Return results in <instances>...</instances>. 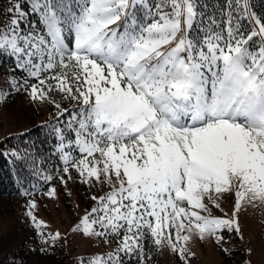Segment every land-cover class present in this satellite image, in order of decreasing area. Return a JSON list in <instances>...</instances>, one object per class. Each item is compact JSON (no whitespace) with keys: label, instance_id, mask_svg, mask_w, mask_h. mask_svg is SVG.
I'll return each instance as SVG.
<instances>
[{"label":"snow or ice","instance_id":"6c2138e0","mask_svg":"<svg viewBox=\"0 0 264 264\" xmlns=\"http://www.w3.org/2000/svg\"><path fill=\"white\" fill-rule=\"evenodd\" d=\"M29 5L28 12L19 2L9 8L0 55L27 73L19 87L38 81L27 85L34 101L59 92L76 102L74 112L55 105L74 134L65 145V128L52 126L64 172L75 167L84 183L111 186L92 197L96 207L73 229L117 244L87 264H123L121 254L144 264L146 237L187 264L193 233L217 243L221 230L239 233L243 204L264 202V17L250 0ZM233 192L231 218L200 214L208 212L205 199ZM35 207L30 202L26 214L42 242L58 240L59 233L45 238Z\"/></svg>","mask_w":264,"mask_h":264},{"label":"rangeland","instance_id":"374dc122","mask_svg":"<svg viewBox=\"0 0 264 264\" xmlns=\"http://www.w3.org/2000/svg\"><path fill=\"white\" fill-rule=\"evenodd\" d=\"M17 2L19 1L0 0V30L9 25L12 18L9 8ZM5 75L0 68V86L3 82H8L4 80ZM48 95L49 100L34 101L29 90L18 95V99L12 104L1 105L0 139L10 133L29 129L57 113L59 109L56 104L62 109L70 103L59 92H51ZM2 98L7 99L5 93L0 95V100ZM53 190L55 194L50 196L49 193ZM110 190V185L95 181L84 183L78 172H67L60 174L57 182L50 187L45 196L38 195L27 201L21 198L1 200L0 255L20 247L27 240L32 229H36L26 214L30 202H34L36 207L32 209L33 214L38 221L46 225L42 230L50 236L60 234L57 240L60 247L58 258L64 261L63 264H81V261L87 264L90 257L106 256L117 247L115 239L111 243H105L104 238L85 235L82 230L73 231V229L93 207H96V201L92 197L102 196ZM205 204L208 212H201V215L210 213L213 217L231 218L235 205L234 192L225 193L214 202L205 199ZM215 204H219V207H215ZM237 215L240 232L221 230L222 239L219 243L213 237L201 240L193 233L186 245L187 264H264V202L258 200L245 202ZM144 245L145 256L151 257L146 259L144 264H184V261L176 252L171 251L167 244L157 247L150 237H146ZM121 255L123 264H138L135 255ZM28 264H54V262L51 259L34 256L29 259Z\"/></svg>","mask_w":264,"mask_h":264},{"label":"trees","instance_id":"16d2710c","mask_svg":"<svg viewBox=\"0 0 264 264\" xmlns=\"http://www.w3.org/2000/svg\"><path fill=\"white\" fill-rule=\"evenodd\" d=\"M19 1L24 11H29V0H15ZM212 5L223 3V0H208ZM253 10L261 17H264V0H250ZM29 20L32 23L38 24V17L34 14L29 15ZM30 25L21 23V28L27 30ZM0 68L3 69L5 75L4 80L0 86V92L5 93L7 99L0 100V108L3 104H12L18 98L30 90L27 85L37 84L35 78H28L25 87H19L20 84L25 83L27 73L23 69L16 67V58L8 56L7 54L0 55ZM27 89V90H26ZM69 103V102H68ZM67 105V104H66ZM62 109H67L69 112L77 110L75 101H70L67 106ZM66 117L60 115V110L35 124L33 127L24 131L10 133L0 139V201L3 199L21 198L25 201L38 195H46L50 187L55 184L60 174H65L66 167L62 154L59 150V140L57 133L53 129L65 128V134L68 137L65 140V145L69 140L74 138V134H69L66 129ZM65 151H69L66 147ZM16 152L21 156H26V160L17 159L7 153ZM73 158L80 156L78 151H72ZM68 172L76 173L75 167H69ZM50 177L51 179H46ZM41 230L32 229V232L27 237L20 247L17 249L0 255V264H28L29 259L34 256H41L46 259L53 260L54 264H63L60 258L59 241L49 240L48 244L42 242L38 232ZM45 238L50 235L42 230ZM80 264V263H75Z\"/></svg>","mask_w":264,"mask_h":264}]
</instances>
